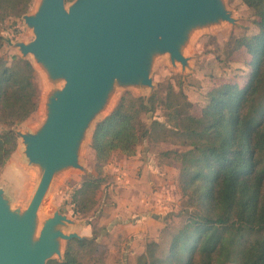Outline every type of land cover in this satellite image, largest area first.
I'll return each instance as SVG.
<instances>
[{
	"label": "trees",
	"instance_id": "16d2710c",
	"mask_svg": "<svg viewBox=\"0 0 264 264\" xmlns=\"http://www.w3.org/2000/svg\"><path fill=\"white\" fill-rule=\"evenodd\" d=\"M31 1L0 0V23L20 17ZM240 1L250 9L256 27L231 38L227 48L243 47L248 54L249 71L241 85L220 82L211 87L188 121L182 117L189 114L191 102L179 76L147 94L124 90L90 128L94 169L113 151L134 154L142 139L181 146L158 149L157 155L177 163L184 217L175 228L164 224L156 239L145 241L135 264H253L254 243L264 242V0ZM3 40L0 33V49ZM33 75L29 58L14 53L7 58L0 51V168L15 148L16 124L35 105ZM157 107L162 119L151 115ZM143 113H150L147 122ZM104 180L99 172L80 179L70 193L72 214L92 208ZM95 237L91 230L81 239L65 240L61 258H48L44 264H81L80 249L92 248Z\"/></svg>",
	"mask_w": 264,
	"mask_h": 264
},
{
	"label": "water",
	"instance_id": "95a60500",
	"mask_svg": "<svg viewBox=\"0 0 264 264\" xmlns=\"http://www.w3.org/2000/svg\"><path fill=\"white\" fill-rule=\"evenodd\" d=\"M21 18L32 38L13 46L22 57L30 54L47 79L62 84L45 97L38 128L14 129L40 173L20 211L9 207L0 188V264H44L54 254L61 258L62 240L86 237L64 232L61 226L71 220L56 210L35 230L36 209L55 172L86 170L77 160L79 143L113 84L147 86L150 92L153 54L166 52L183 67L182 47L192 29L234 20L222 0H38Z\"/></svg>",
	"mask_w": 264,
	"mask_h": 264
},
{
	"label": "rangeland",
	"instance_id": "374dc122",
	"mask_svg": "<svg viewBox=\"0 0 264 264\" xmlns=\"http://www.w3.org/2000/svg\"><path fill=\"white\" fill-rule=\"evenodd\" d=\"M38 0H32L28 11H34ZM226 9L229 10L233 17V22L220 20L204 26H199L191 30L187 41L182 47V54L186 57V63L182 67L179 62L171 63L166 52L155 53L152 56L149 76L153 88L156 84L164 83L169 80L171 82L178 80L186 97L190 100L189 114L182 117L183 121H188L190 115H196L202 105L206 93L209 89L220 82H236L241 85L248 74L249 67L247 65L248 54L243 47L228 52L227 48L231 38L243 33H252L256 30L254 24V16L251 11L240 0H222ZM67 4V2H65ZM13 24L16 30H11ZM0 31L3 36V44L1 53L5 57H9L14 53L19 55L14 41H28L32 38V32L20 17H9L0 23ZM25 57L29 58L33 64L34 75L33 81L36 87L35 105L20 122L15 126L20 132H32L42 123L45 117V97L56 87L62 84V79H47L42 72L41 67L33 62L30 54ZM127 90L132 94H147L149 87L136 84L121 85L114 83L108 95V101L105 108L97 112L91 119L88 128L84 132V136L79 143L77 160L86 170L83 172L78 167H64L52 176L36 211L35 230L39 227L41 220L56 210L64 214L71 221L62 225L64 232L75 231L80 235L90 233L94 230L96 237L91 251L82 248L79 251L81 264H135V252L129 244L124 246L121 240H110L109 238H101L98 232L104 228V214L102 210L110 199V191L102 182L96 189V201L92 208L84 214H72L70 210V193L75 188L80 179L93 171L94 174L103 172L100 169H94L90 155L91 147L89 146L90 128L97 118L105 114L115 103L119 95ZM162 111L160 107L154 109L151 115L162 119ZM142 120L145 122L150 118V113L141 114ZM157 149L175 147L180 149L181 146L174 145L169 142L150 143ZM40 173V166L36 163L27 161L23 153V143L21 137L16 139L14 150L5 159L0 168V188L7 199L11 209L22 210L27 204L30 195L37 183ZM108 177H105L106 181ZM177 180V178H176ZM104 185V186H103ZM178 195L171 211L164 218V224H168L175 228L184 217L182 210L186 205L184 196L182 195L178 183ZM163 224V226H164ZM84 228V229H83ZM161 242L163 239L160 240ZM64 240L60 243V254L64 246ZM161 251V248H160ZM50 258H58L52 255ZM251 262L253 264H264V242L260 239L254 243L251 253Z\"/></svg>",
	"mask_w": 264,
	"mask_h": 264
},
{
	"label": "crops",
	"instance_id": "0c3cea01",
	"mask_svg": "<svg viewBox=\"0 0 264 264\" xmlns=\"http://www.w3.org/2000/svg\"><path fill=\"white\" fill-rule=\"evenodd\" d=\"M157 150L142 139L134 154L113 151L100 167L111 201L102 208L105 226L98 235L130 243L135 255L145 241L157 238L178 195L177 163L159 158ZM89 155L93 163V151Z\"/></svg>",
	"mask_w": 264,
	"mask_h": 264
},
{
	"label": "bare ground",
	"instance_id": "6f19581e",
	"mask_svg": "<svg viewBox=\"0 0 264 264\" xmlns=\"http://www.w3.org/2000/svg\"><path fill=\"white\" fill-rule=\"evenodd\" d=\"M41 69V68H40ZM38 208V207H37ZM36 211H37V209H36Z\"/></svg>",
	"mask_w": 264,
	"mask_h": 264
}]
</instances>
